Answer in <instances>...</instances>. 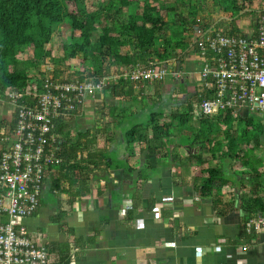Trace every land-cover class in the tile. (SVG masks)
Returning a JSON list of instances; mask_svg holds the SVG:
<instances>
[{
	"label": "crops",
	"instance_id": "1",
	"mask_svg": "<svg viewBox=\"0 0 264 264\" xmlns=\"http://www.w3.org/2000/svg\"><path fill=\"white\" fill-rule=\"evenodd\" d=\"M191 57L172 64L178 75H171L174 84L186 82L185 63ZM192 65L197 75L199 62ZM118 91L126 98L114 99L107 90L90 99L87 118L77 117L80 125L90 120L85 130L98 132L95 146L84 153V168L75 169L74 162L68 169L49 170L36 213L24 219L31 239L48 250L50 264H264V229L245 231L248 218L264 215V141L256 145L251 129L241 136L245 125L260 117L234 113L229 124L235 133L227 134L222 120L201 122L192 115L188 129L172 118L184 114L183 105L190 102L181 98L173 108L164 98L165 80L128 83ZM6 106L0 122L12 117ZM152 115L159 125L173 123L174 129L164 148L159 140L153 142L160 146L157 154L166 156L149 170L146 146L128 145L125 135ZM203 122L217 127L210 143L220 146L213 153L196 141L208 128ZM70 125L76 141L83 130H76L75 121ZM190 130L195 138L188 143ZM226 136L235 142L230 145ZM247 138L251 143H240ZM208 168L219 172H212L211 189L204 193ZM61 176L68 179L59 181Z\"/></svg>",
	"mask_w": 264,
	"mask_h": 264
},
{
	"label": "trees",
	"instance_id": "2",
	"mask_svg": "<svg viewBox=\"0 0 264 264\" xmlns=\"http://www.w3.org/2000/svg\"><path fill=\"white\" fill-rule=\"evenodd\" d=\"M213 1L220 7L222 14L232 19L220 21L218 30L228 35L242 33L243 25L237 20L245 19L240 17L241 12L255 0ZM204 4L205 0H0V101L12 108L8 98L10 92L26 89L34 80L39 87L46 76L61 82L82 81L87 77L98 80L110 78L109 84L89 99H99L107 90L114 99H124L126 94L121 95L118 91L122 85L164 81L165 77L152 82L129 81L119 77L123 71L140 65L166 68L165 76L176 77L172 74V64L182 62L186 55L193 54V40L197 32L211 28L213 24L204 18ZM61 26L64 27L66 37L60 42V51L56 53L51 43ZM26 52L28 57H20ZM194 58L197 63L202 62L197 55ZM201 84L199 93L191 98L193 104L207 98ZM190 100L189 110L182 115H174L172 122L189 127L193 114ZM233 115L229 112L213 116L228 125L224 133H235L229 124ZM78 116L82 115L63 117L55 123V132L60 139L58 154L63 159L58 166L61 169H68V165L74 162L75 169H83L85 151L89 152L97 142L98 132L92 135L90 130L80 132L76 141H72L68 128ZM15 117L16 111L12 108L10 120L0 122V133L13 128ZM152 117L146 125L135 126L125 135L128 145L137 143L141 147L146 146L149 170L160 162L161 157L166 156V153L157 154L160 146H154L153 142L159 140L164 148V140L174 129L173 123L159 125L157 117ZM211 119L200 120L208 122ZM250 125L252 123L245 125L241 136L249 133ZM258 125V133L252 135L256 145L264 141V125L260 120ZM150 131L152 137H149ZM213 132L210 126L196 137V141L200 140L203 150L208 153H213L220 146L219 141L210 143ZM89 136L91 139H88ZM225 140L230 145L235 142L227 136ZM67 146L75 151H67ZM78 151L81 155L79 159ZM208 162L207 157L202 164ZM89 165L97 164L89 162ZM215 170L205 169L209 177L202 188L204 193L211 189L212 172ZM64 179L68 178L61 176L59 181Z\"/></svg>",
	"mask_w": 264,
	"mask_h": 264
},
{
	"label": "built area",
	"instance_id": "3",
	"mask_svg": "<svg viewBox=\"0 0 264 264\" xmlns=\"http://www.w3.org/2000/svg\"><path fill=\"white\" fill-rule=\"evenodd\" d=\"M259 11L241 12L243 30L228 35L218 23L201 29L193 40L194 55L207 98L196 104L195 116L207 119L219 114L259 116L264 125V0ZM196 49V50H195ZM166 68L137 66L119 75L129 81L162 80ZM174 76H178L172 72ZM110 78L87 77L61 82L51 76L36 80L23 90L10 92L16 111L11 130L0 133V264H50L46 248L32 240L24 219L33 216L47 173L59 166L60 139L55 123L63 117L83 115L85 104L109 84ZM264 229V215L250 217L245 231Z\"/></svg>",
	"mask_w": 264,
	"mask_h": 264
},
{
	"label": "rangeland",
	"instance_id": "4",
	"mask_svg": "<svg viewBox=\"0 0 264 264\" xmlns=\"http://www.w3.org/2000/svg\"><path fill=\"white\" fill-rule=\"evenodd\" d=\"M261 6H262V1L261 0H255L252 2V4L247 6V8L251 9L253 11H259L261 9ZM204 8L206 9V11L203 13L204 18L207 19L210 23L216 24V23H218L219 20H221L223 18H229L228 16H225L224 14H222L220 12L221 11L220 7H218L216 4H214L213 0H205ZM202 18L203 17H200V19H202ZM237 22L239 24H242V19H238ZM65 34H66V32L64 30V27H62V26L59 27L58 31L55 33L53 42L51 44L55 47L56 53H58L60 51L59 50L60 49V42L65 39V37H66ZM20 57H28V53L26 52L24 55H21ZM186 57H187V55H186ZM190 62H192V63H194V65H196L197 60H195L194 57H191ZM190 62L185 63V65H186L185 69L188 72H190V75H188V78H187L185 83L174 84L171 75L165 76V79H164L165 84L166 85L168 84V96H167V94H165V95L163 94V95H164V98L167 99L169 103H172L173 108H177V104H179L182 99L189 101L193 92L201 90V87H202L201 81L199 80L198 75L195 74L196 69H193V67H192L193 65ZM184 104L185 105H183V111L187 112L189 109H188L186 103H184ZM6 105L7 104L0 101V110H4V108L6 109L7 108ZM90 106H91V102H90V99H88L86 104H85V109H84L83 115L78 116V118H80V117H82L83 119L87 118L88 117L87 110ZM193 107L195 108L196 105L193 104ZM150 111L154 112L155 109L150 108ZM175 111H177V110H175ZM161 113H163V112H161ZM192 113H193L192 115H195L194 109H193ZM147 119L149 120L150 116ZM258 122H259V119H257V118L253 119L252 126L250 125L251 126V134L258 133V129H257V126H259ZM75 123H76L75 128L77 131H79V130L84 131L87 126L91 125L90 120H89V124L80 125V120H78L77 118L75 120ZM211 123H213V122H211ZM202 125L206 128L209 126V124L206 122H203ZM213 126H214V129L217 128L215 123H213ZM188 129H189V127H188ZM193 132L194 131H192V130H190L188 132L189 134L186 137L188 143L194 141L195 136H194ZM217 134H218V132H215L213 137L214 138H215V136L217 137ZM213 137H211V139H213ZM240 143L249 144V143H251V140L247 138L245 140H241Z\"/></svg>",
	"mask_w": 264,
	"mask_h": 264
}]
</instances>
